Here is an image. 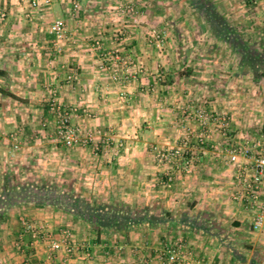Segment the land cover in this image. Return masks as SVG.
<instances>
[{
	"label": "crops",
	"instance_id": "1",
	"mask_svg": "<svg viewBox=\"0 0 264 264\" xmlns=\"http://www.w3.org/2000/svg\"><path fill=\"white\" fill-rule=\"evenodd\" d=\"M131 1H137V7L155 9L164 4L170 11L181 6L166 0ZM96 2L81 0V5L98 8ZM203 2L232 8L231 0ZM253 2L259 4L254 17L250 13L249 19L227 21L220 15L215 20L231 31L228 40V34L213 31L216 41L212 45L200 41L205 25L210 24L201 12L179 16L182 30L172 28L163 50L150 48L144 35V29L157 19H130L132 23L125 25L131 34L121 54L137 58L144 67L135 79L119 83L105 67L97 66L106 48L115 45L109 36L99 53L87 52L92 31L86 25L95 16H71L70 6L61 0L50 7L42 0L38 6L31 0H0V11H6L0 18V193L5 179L15 191L19 188L14 186L20 185L35 190L41 185L57 187L94 207H116L119 215L134 218L118 227L103 225L99 235L76 211L41 201V192L16 197L18 191L7 190L11 202L0 208V264H166L163 253L177 243L183 245V264L199 260L200 264H264V259L255 261L253 249L248 255L230 243L231 235L252 230L241 228L256 209L245 199H236L243 187L236 179L237 165L227 161L229 150L247 137L264 135V113L260 121L254 114L256 107L264 106V99L254 101L252 94L250 98L239 94L244 84L254 92V84L264 82V67H254L252 57L258 44L264 50V0ZM108 6L105 3L103 11ZM56 17L66 19L73 32L71 44L54 37L50 25ZM252 20L263 29L254 39H261L257 45L251 41L255 35ZM238 23L243 24L240 34ZM181 35L197 45L176 46ZM240 39L245 48L241 58L234 59L236 64L221 60L225 48L233 56L238 54ZM245 55L250 59L245 60ZM124 68L125 72L132 69ZM180 71L188 74L169 82V76ZM53 90L61 103L78 106L73 123L82 137L89 134L100 141L99 151L91 144L67 148L58 142L55 118L48 111ZM184 106L189 107L187 112ZM198 106L232 116L226 133L209 122L204 146L195 143L201 126L190 111ZM187 135L193 145L190 173L181 164L161 162L153 155V143L178 146ZM252 161V157L240 159L247 176ZM21 218L43 227L40 235H25L23 249L17 247L23 231ZM229 218L240 226L228 229ZM67 235L76 246L71 254L65 249ZM51 240L59 241L54 251L49 247Z\"/></svg>",
	"mask_w": 264,
	"mask_h": 264
},
{
	"label": "built area",
	"instance_id": "2",
	"mask_svg": "<svg viewBox=\"0 0 264 264\" xmlns=\"http://www.w3.org/2000/svg\"><path fill=\"white\" fill-rule=\"evenodd\" d=\"M55 0H42V4L46 6H51ZM66 2L70 6L71 15L74 16L80 13L82 9L81 0H61ZM33 6H38L41 4V0H31ZM118 15L129 14L134 12L135 3L124 2L113 6ZM6 16V11H0V18ZM51 31L59 36L64 37L67 29V21L65 18H55L51 25ZM112 38L118 45L114 47L113 51H108L104 53V60L115 59L120 62L117 67H113L112 63H105V68L112 74L113 79L119 83H127L130 78H136L141 74L142 68L138 67L137 62H130V65L126 64V57L121 56L119 53L121 51L127 34L124 30L117 28L111 33ZM104 41L102 38H96L93 40L92 45L102 48ZM121 46V48H119ZM60 49V48H59ZM104 63H102L103 65ZM101 65V67H102ZM131 67L128 71H124V67ZM122 67V69H121ZM121 69V70H120ZM188 106L183 107V112H187ZM48 111L53 114L55 118V135L58 142L67 148H73L79 143L91 144L95 151H99L101 148L100 141H94L91 135L81 136L80 130L73 123V118L78 111V106L75 104H63L57 97L55 91H53L52 96L49 99ZM192 114L199 120V125L201 126V131L195 134V143L199 146H204L208 140L207 127L209 122L213 121L216 123L223 133H226L230 123V117L226 113H220L212 109H207L202 106L198 108L191 109ZM182 144L178 146H163L155 144L152 146V152L156 159L161 162L177 163L182 165V168L186 173L192 171L193 157L191 149V136H184L182 139ZM18 144H15V147ZM241 157H252V166L250 175H246L245 171L241 167L240 159ZM228 162L235 163L237 165L236 179L239 181L243 187L242 194L236 195V199H245L247 202L252 203L255 206L257 212L253 220L254 228H262L264 226V201L260 199V190L264 184V135H259L258 137L247 138L243 143L232 145L229 150V155L227 158ZM21 225L23 228L22 233L19 235L20 240L17 242V247L23 249L24 238L26 234L40 235L41 229L43 227L33 226L26 218H21ZM67 233V231H64ZM65 249L68 254H71L75 249V243L71 241L69 235L66 236ZM49 247L52 251L59 247V241L51 240ZM166 264H183L186 261L185 254L183 253V245L177 243L170 248H167L163 253ZM195 264H200V260Z\"/></svg>",
	"mask_w": 264,
	"mask_h": 264
},
{
	"label": "rangeland",
	"instance_id": "3",
	"mask_svg": "<svg viewBox=\"0 0 264 264\" xmlns=\"http://www.w3.org/2000/svg\"><path fill=\"white\" fill-rule=\"evenodd\" d=\"M96 1H98V2H96V3H98V8L86 7V3H83V8L80 11V13H77L76 15H74V16L82 17V16H85V15L88 16V15L92 14L93 16H95L94 19L92 18L90 23H88L86 25L87 29L89 31L90 30L92 31L91 34L89 35L91 39H90V41H88L89 42V47L88 48H90L89 50H87L88 53H90L89 51H92L94 53H99L100 52L101 48L92 45L93 40L96 39V38H102V40H103L105 38V36L106 37L109 36L112 39V41H114V39L112 38L111 33L114 32L115 29H117V28H120V29L124 30L125 33L127 34V37L125 39V43H126V40L129 38V35L131 34V32L129 30V27H127L126 25L132 23L130 21V19L134 20L136 18V20L137 19L139 20V17L140 18L141 17H147V19H150V17H151V19L155 18V19L158 20V22H157V20L154 21V25H151L149 28L146 27L144 29V31H146L144 35L146 36L147 43H149L151 45L150 48L163 50L165 48V45L167 44L166 43V39L168 37V34L169 33H173L172 28L177 30V29H180V27H181V30H182V26L178 25L179 22L181 21V18H179V16H181V15L185 16L187 14H195V15H197L200 12V9H201V8H199V5L203 3V0H176V1L175 0H166L165 2H168V1L172 2L173 1V2L181 4L180 7L176 6V9H174L173 11H170V10H168L169 7L166 9V5H164V4H162L161 6H159L158 8L155 9V7L147 8L146 6L141 5V4H140V6L137 7V1L133 2L131 0H129V1L128 0H120V1H117L115 3H113L115 0H96ZM125 1L135 3V10H134V12H131L129 14L118 15V13L115 11L113 6L121 4V3H124ZM208 1H211V3L212 2L216 3V1H218V0H208ZM231 1L232 2H229L232 5L231 9L230 8H226V7L219 8L217 5L215 7H213V5H212L211 8L213 9V11L216 12L217 15H219V16L221 15L222 17L226 18L227 21L230 20V19H235L234 17H237L239 19L240 18L244 19L250 13H251V16L254 17V15L258 12L259 4L253 2L254 0H251L252 2H249L248 0H231ZM104 2L105 3H110L111 6H108L103 11V9L105 7V3ZM102 3H104V4H102ZM246 4H247V8L249 7V9H246V7H245ZM102 7H103V9H102ZM70 15H71V12H70ZM97 15L98 16L102 15L101 16L102 18H98ZM175 17L176 18L178 17L177 18L178 19L177 20L178 23L175 22V20H176ZM56 18H58V17H56ZM247 18L249 19V17H247ZM254 22H255V20H252V24H250L251 27L254 30V32H252V33L255 34L254 36H252L253 40H251V41L256 44V43L261 42V39L260 40H255V41H254V39H257V38L260 37V33L263 32L262 31L263 29L257 28L256 25L253 24ZM134 23H136V21ZM141 24H143V23H141ZM237 25H238L237 33L240 34V32L243 31V29L241 27L243 24L238 23ZM205 26H206L205 29H204L205 35H204V37H202V39H200V41H203L205 39L206 43L212 45V40L214 39V37L212 35V32L214 31V29H213V27L210 24H206ZM183 27H185V26H183ZM70 31L71 30H69L68 26H67L66 33H65L64 37H59L57 35H54V37L60 38V41L62 43H64V44L65 43L66 44H68V43L71 44V42L73 40L71 38L69 39V37L72 35L73 32H70ZM178 31H180V30H178ZM181 32L184 33L185 31H181ZM175 37H176V35H175ZM181 37H182V35L179 36L180 40L177 39V41H175L174 44L176 46L179 43L180 44L181 43L184 44L185 42H186V45H188V43H190L189 45L191 47H194L195 45H197L196 43L192 42L193 40H187L185 35L183 36V37H185L184 39H181ZM241 37L243 39L242 33H241ZM193 39H195V41L198 42V40L196 38H193ZM213 41L215 42L216 38ZM243 42L244 41L240 39L238 45H236V47L239 50V52H238V54L236 56H233L231 52H227V50L225 48L224 50H222L220 52V54L222 53L220 59L224 60L225 63H230L232 66H234V64H236L234 59L236 57H240L241 58L240 52L242 51L241 45L243 44ZM125 43L123 45H125ZM114 44L115 45L113 47H110L108 49L106 48V50L103 52V55L100 56V58L98 59V65H97L98 67H101L102 63H104L102 65V67H105L104 65H105V63L107 64V62L112 63L113 67H117L118 64H120V62L118 60H115V59H112V58H111V60H104L103 59L104 53H106L108 51H113L114 47L118 46L115 43V41H114ZM82 45H84V44L80 43V46H82ZM258 45H259V49H257V50L258 51H262L261 45L260 44H258ZM216 46H217V44H216ZM82 47L85 48V45L82 46ZM119 48H121V46ZM122 48H123V46H122ZM119 53L121 54V51ZM192 55H194V54H192ZM121 56H122V54H121ZM125 57H126V62H127L126 64H128V65H130V62H132V63H134V61L137 62V58L136 57H135L136 59L132 58L130 55H127ZM257 57L260 58V60H258L256 57L254 58L255 59V60H253L254 67H264V65H262V63L264 64V56L262 54H260ZM190 58H192V56ZM211 58L215 60V56H212ZM231 59H232V61H231ZM107 65H109V64H107ZM137 65H138V67H144L142 64L139 65L138 62H137ZM258 85H259L258 83L254 84L252 89H255V90H254V92L253 91L251 92V90H249L248 86H245V84H244V88L242 89V93H239V94H242L245 97H247V96L249 97L252 94L251 97L254 98V101H256L257 98L264 99V82L261 85H259V86H261L260 88H259ZM56 90H53V91L56 92ZM53 91H50L51 96H52ZM245 93H248V94H245ZM255 103H257V102H255ZM258 104H260V103H258ZM48 105H49V102H48ZM263 107L264 106H262V103H261V106L255 108L254 114H255V112L257 113V114H255L256 121L257 120L260 121V120L263 119V115L261 114L262 112L264 113V110H263L264 108ZM212 110H214V109H212ZM219 112L220 113H226L230 117V123H231L232 116L230 115V112L229 113H227L225 111H219ZM49 114L51 116H53L52 113L49 112ZM230 123H229L228 127H230ZM255 134L259 135V134H261V132H257ZM247 138H253L254 139L255 137H247ZM247 138H245V139H247ZM155 144H158V143H153L151 145V148ZM158 145H161V144H158ZM260 191H261L260 192L261 193L260 194V199H261V201H264V196L262 197V194H264V189L261 188ZM255 209H256V207H255ZM256 212H257V209L255 211V214H256ZM249 217H250V219L248 221L247 220L244 221V226L241 229H252V230H250V231L248 230V232L247 231H243V232H241L240 235L239 234L238 235H231L232 237H230V239H231L230 243L234 244L235 247H237L238 251H242L243 253H248V255H249V253H253L251 251L253 249V251H254L253 258L255 259V261L261 262L264 259V226L262 228H259V229L254 228L253 223L251 221L254 220L255 215H254V217H253V215H249ZM228 229H234V228L231 226V227H228ZM235 236H237V241H236V237ZM241 241H243V242H241ZM244 241H246V242H244ZM248 245H251L250 248H248Z\"/></svg>",
	"mask_w": 264,
	"mask_h": 264
},
{
	"label": "trees",
	"instance_id": "4",
	"mask_svg": "<svg viewBox=\"0 0 264 264\" xmlns=\"http://www.w3.org/2000/svg\"><path fill=\"white\" fill-rule=\"evenodd\" d=\"M204 4V5H203ZM203 6L199 5L200 12L203 13L208 20L210 21L211 26L213 27L214 31L219 32L220 30L222 31V33L228 34L227 35V39L228 40L229 37V33L231 31L230 28L226 27L225 25H219L215 22V20L217 18H219L220 16L216 14L215 11H213V9L211 8L212 5L209 4H205V2H203ZM223 35V36H224ZM226 36V35H225ZM244 44V43H243ZM264 44V43H263ZM241 48H245L244 46L241 45ZM264 49V48H263ZM255 54V56L253 57V60H255L254 58L257 57L258 55L262 54L264 56V50L262 51H258L255 49V51L253 52ZM249 57L248 55H245V60H247L246 58ZM250 59V57H249ZM188 74V72L185 71H180V72H176L173 76H169V78L171 79L172 82L173 79L175 78L174 76H182L184 74ZM13 186H11L10 181L6 180L4 181V185H3V190L2 193H0V208L5 206L6 204H10L11 201H9L11 198H9L7 195L8 191H12L17 192L18 194L16 195V197H21V196H27V195H33V196H39L40 192H41V201L43 202H47V203H52L55 205H59L61 207H64L66 209H71L76 211L78 214H80L83 218H85L87 221H89L93 226H95L96 230L98 231L97 233L100 235L101 233V227L104 226H119L120 224H123L125 222H130L132 218L131 216L129 217H123L121 215H119V210L113 209L114 207H112L109 210H106L104 207L102 206H96L94 207L93 205H90L88 202H86L85 200H83L82 198H80L79 196H74L75 194L72 192H61L57 187H52L49 188L46 185H41V187H36L37 189L35 190L32 187H27V186H14V188H19V190H13L12 189ZM8 190V191H7ZM28 193V194H27ZM8 198V199H7ZM106 208H109V206H105ZM113 209V210H112ZM1 213H0V218H1ZM134 221V220H133ZM240 222L235 220V219H228L225 223V226H240ZM251 245H248V248H250Z\"/></svg>",
	"mask_w": 264,
	"mask_h": 264
}]
</instances>
